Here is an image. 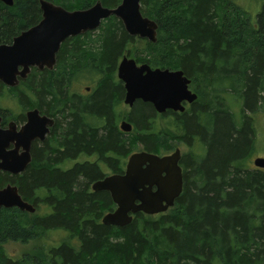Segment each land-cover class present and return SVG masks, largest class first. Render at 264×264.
Here are the masks:
<instances>
[{
	"label": "trees",
	"instance_id": "trees-1",
	"mask_svg": "<svg viewBox=\"0 0 264 264\" xmlns=\"http://www.w3.org/2000/svg\"><path fill=\"white\" fill-rule=\"evenodd\" d=\"M50 1L75 10L98 0ZM100 1L116 7L122 0ZM262 1L254 16L237 0H142V13L159 26L156 42L131 36L111 16L64 42L56 70L37 72L17 87L0 82V100L57 118L44 143H33L25 171L1 173V187L17 185L37 210L40 199L50 212L0 210V264H264V168L248 163L264 117ZM41 14L39 0L12 6L0 0V43H10ZM137 42L139 64L183 70L198 99L184 112L161 115L138 100L123 115L133 126L125 133L118 125L125 88L117 68ZM84 86L91 92L83 93ZM9 110L0 102L4 124L24 118ZM174 142L197 148L182 158L183 190L174 206L154 215L139 212L126 226L103 224L116 205L91 184L107 175L105 168L122 173L140 145L163 155ZM81 156L91 160L66 168ZM55 230L68 232L57 245L16 258L2 248Z\"/></svg>",
	"mask_w": 264,
	"mask_h": 264
},
{
	"label": "water",
	"instance_id": "water-1",
	"mask_svg": "<svg viewBox=\"0 0 264 264\" xmlns=\"http://www.w3.org/2000/svg\"><path fill=\"white\" fill-rule=\"evenodd\" d=\"M1 1L8 6L14 4V0ZM141 2L122 0L116 7H107L98 0L88 8L69 10L50 0H39L40 22L23 30L12 43L0 44V82L16 86L19 78L28 76L32 66L52 68L56 53L67 37L95 30L111 16L119 18L131 36L156 42L158 23L142 13ZM117 76L124 83V102L129 106L141 100L151 103L158 113L184 112L185 102L191 104L198 99V94L190 88L191 79L181 69L153 68L124 55ZM27 118L20 128L13 121L4 128L0 115V176L2 172L17 175L25 171L32 161L33 141L44 140L55 122L53 118L40 115L36 108L27 112ZM120 127L126 132L133 128L127 120H123ZM180 159L179 147L165 155L136 151L128 157L122 173L93 182V192H109L116 205L114 210L103 215L102 223L126 226L139 212L154 215L173 207L183 190ZM254 165L264 168V157H256ZM11 207L29 213L37 210L33 203L23 198L17 185L8 183L0 186V210Z\"/></svg>",
	"mask_w": 264,
	"mask_h": 264
},
{
	"label": "rangeland",
	"instance_id": "rangeland-1",
	"mask_svg": "<svg viewBox=\"0 0 264 264\" xmlns=\"http://www.w3.org/2000/svg\"><path fill=\"white\" fill-rule=\"evenodd\" d=\"M239 1L240 4H242L243 7H245L247 10L250 11V13H252L254 16L261 10V6L263 4L262 0H237ZM139 45V42H137L136 44L132 45L129 47L130 52H126L124 55L135 58L134 53H135V49L136 47ZM193 91H195V89L192 87L191 88ZM83 93H85L84 91H82ZM0 100V102H2L3 105H7L13 114H19L20 113V108L17 106V104L12 101V100H7L4 101ZM130 108L127 104L124 103V101H121L120 105H118L117 107V112L120 113V116L125 114V112L129 111ZM122 117L118 120V125L120 124V121L122 119ZM158 120L161 121L162 124H164L165 119L163 118H159ZM258 140H260L258 142V148L257 151L250 157V159L248 160L249 166L252 168H255L254 166V160L256 157L258 156H263L264 157V117L262 116L261 119V125L259 127V132H258ZM174 147L175 146H179L182 150V153L185 154H192L195 153L197 148H196V144H194L193 146H189L185 143H177L174 142ZM142 147L140 145V148L138 151H141ZM136 152V151H135ZM104 171L106 173H109V169L105 168ZM48 212H50V210L47 209V205L44 202H40V199L38 201V210H37V215L39 216H44L46 215ZM68 237V232L65 230H55V231H48L45 232L41 238L37 239V240H33L30 241L28 243H21V242H8L5 243L2 248L5 249L7 251V253L13 257H19L24 253L27 252H31L34 248L39 247V246H44V247H50L53 245H57L58 243H60L63 239Z\"/></svg>",
	"mask_w": 264,
	"mask_h": 264
},
{
	"label": "flooded vegetation",
	"instance_id": "flooded-vegetation-1",
	"mask_svg": "<svg viewBox=\"0 0 264 264\" xmlns=\"http://www.w3.org/2000/svg\"><path fill=\"white\" fill-rule=\"evenodd\" d=\"M41 9V8H40ZM42 11V10H41ZM42 19V14H41V18L39 19V21L37 22V23H39L40 22V20ZM37 23H35L34 25H36ZM34 25H32V26H34ZM31 26V27H32ZM30 28V27H29ZM28 29V28H27ZM98 29V28H97ZM89 31H94V30H89ZM88 32V31H87ZM86 33V32H85ZM83 34V33H82ZM19 35V34H18ZM76 36H78V35H76ZM76 36H69V37H67L62 43H61V45H60V48H59V50H58V52L56 53V62H55V64H54V66L52 67V68H49V67H47V66H45L44 68H38V67H36V66H32L31 67V70H30V72H29V74H28V76L25 78V79H23V78H19L20 79V82H19V84L21 83V81L22 80H26L27 78H29L31 75H34L35 73H37V72H40V74L42 73V72H45V71H49V72H52V71H54V70H56V68H57V66H58V61H59V58H58V56H59V52H60V50H61V47H62V44L64 43V42H66L67 40H69V39H71V38H74V37H76ZM14 39V38H13ZM13 41V40H12ZM12 41L10 42V43H12ZM10 43H0V44H10ZM123 58V57H122ZM121 61V60H120ZM120 63V62H119ZM118 66H119V64H118ZM36 70V72H34ZM117 72H118V68H117ZM117 78H118V76H117ZM119 79V78H118ZM120 80V79H119ZM121 81V80H120ZM122 82V81H121ZM19 84L18 85H16V86H8V87H17V86H19ZM124 84V83H123ZM5 85V84H4ZM7 86V85H6ZM85 87V89L83 88V91L85 92V93H90L91 92V88L89 87V86H84ZM124 88H125V86H124ZM190 88H192L191 87V85H190ZM195 92V91H194ZM124 97H125V95H124ZM122 101H124V98H123V100ZM141 101V100H140ZM125 103V102H124ZM135 104V103H134ZM185 104V106H186V109H188V107H190L193 103H187V102H185L184 103ZM7 105H5V107H6ZM129 106V105H128ZM134 106V105H133ZM133 106H129V108H130V110L133 108ZM7 108L8 109H10L8 106H7ZM20 108V107H19ZM36 109H39V108H37V107H35ZM35 108H31V109H35ZM31 109H27V110H22L21 108H20V115H24V118L22 119V120H20L19 122L18 121H16V120H14V119H9V121L6 123V124H4V117H3V115L0 113V115H1V117H2V126L4 127V128H7L8 127V125H9V123L10 122H15L16 123V125H17V127L18 128H20L23 124H25L26 123V121L28 120V118H27V112L29 111V110H31ZM155 109V108H154ZM40 110V115H46V116H48V117H50V118H53L54 119V124H53V126H51L50 128H49V132L46 134V137H45V139L44 140H39V139H36L35 141H33V143H35V142H39L40 143V146H41V144H43L44 143V141L50 136V134H51V132H52V130H53V128H54V126H55V124H56V121H57V118L56 117H54V116H52V115H50V114H48V113H46V112H44L43 110H41V109H39ZM168 111H173V110H167L166 112H168ZM157 112V111H156ZM166 112H164V114L166 113ZM173 112H175V113H180L179 111H173ZM8 113H10L9 115H13V113L11 112V109L9 110V112ZM158 113V112H157ZM158 114H163V113H158ZM123 120H126V119H123V117H122V119H121V121H120V124H119V128L122 130V128L120 127V125H121V122L123 121ZM133 129V128H132ZM123 131V130H122ZM132 131V130H131ZM131 131H129V132H131ZM123 132H125V133H129V132H126V131H123ZM33 145V144H32ZM177 147H179L178 145L177 146H175L174 147V149H172L171 151H169L168 153H166V154H170V153H172ZM180 148V147H179ZM32 149V148H31ZM180 150H181V148H180ZM31 154H32V152H31ZM163 155H165V154H163ZM186 155V154H185ZM183 156H184V154L182 153V150H181V159H180V165H181V167H182V169H183V174H184V166H183V163H182V158H183ZM32 159H33V156H32ZM82 160H91V156H89V157H87V158H84V157H77L76 159H71V160H69V165H65V166H67L66 168H70V167H73L74 166V164L76 163V162H78V161H82ZM32 162V161H31ZM127 162V161H126ZM125 167H126V165H125ZM125 170V169H124ZM111 174H114V172H109V173H107V175H111ZM106 175V176H107ZM91 190H92V188H91ZM93 191V190H92Z\"/></svg>",
	"mask_w": 264,
	"mask_h": 264
}]
</instances>
